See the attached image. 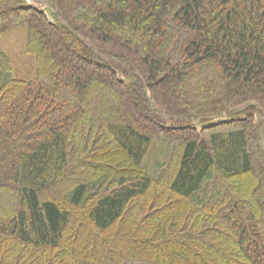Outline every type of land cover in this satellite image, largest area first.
<instances>
[{"label":"trees","instance_id":"obj_1","mask_svg":"<svg viewBox=\"0 0 264 264\" xmlns=\"http://www.w3.org/2000/svg\"><path fill=\"white\" fill-rule=\"evenodd\" d=\"M31 1L0 0V264H264V0Z\"/></svg>","mask_w":264,"mask_h":264},{"label":"rangeland","instance_id":"obj_2","mask_svg":"<svg viewBox=\"0 0 264 264\" xmlns=\"http://www.w3.org/2000/svg\"><path fill=\"white\" fill-rule=\"evenodd\" d=\"M40 8H42V9H43V8H44V6H43V7H42V6H40ZM46 15H48V14L46 13ZM48 17H49V15H48ZM14 37H15V38H14ZM17 37H18L17 35H16V36H13V38L10 36V38H9V39H10L9 43H12V44H13V43H14V41H15V39H16ZM16 41H17V39H16ZM24 68H26V67H24ZM24 68H23V69H24ZM217 119H218V118H217ZM217 119H215V121H216ZM219 119H221V118H219ZM219 119H218V120H219ZM198 127H199V126H198ZM198 129H199V128H198Z\"/></svg>","mask_w":264,"mask_h":264},{"label":"water","instance_id":"obj_3","mask_svg":"<svg viewBox=\"0 0 264 264\" xmlns=\"http://www.w3.org/2000/svg\"><path fill=\"white\" fill-rule=\"evenodd\" d=\"M226 118H229V116H227ZM222 120H225V119H219V120H216V121H212V122H210V123H208V124H205V125L202 126V127L212 126V125H214V124H216V123H218V122H220V121H222Z\"/></svg>","mask_w":264,"mask_h":264},{"label":"built area","instance_id":"obj_4","mask_svg":"<svg viewBox=\"0 0 264 264\" xmlns=\"http://www.w3.org/2000/svg\"><path fill=\"white\" fill-rule=\"evenodd\" d=\"M28 3L33 4L34 6H37L38 4H36L35 2L31 1V0H26ZM40 8V5L38 6ZM43 7V6H42ZM42 9V8H41Z\"/></svg>","mask_w":264,"mask_h":264},{"label":"bare ground","instance_id":"obj_5","mask_svg":"<svg viewBox=\"0 0 264 264\" xmlns=\"http://www.w3.org/2000/svg\"><path fill=\"white\" fill-rule=\"evenodd\" d=\"M41 11H43L46 14V11L45 10L41 9Z\"/></svg>","mask_w":264,"mask_h":264}]
</instances>
